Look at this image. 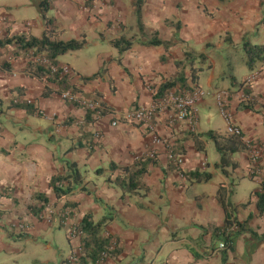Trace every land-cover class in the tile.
<instances>
[{"label": "crops", "instance_id": "0c3cea01", "mask_svg": "<svg viewBox=\"0 0 264 264\" xmlns=\"http://www.w3.org/2000/svg\"><path fill=\"white\" fill-rule=\"evenodd\" d=\"M136 1L94 0L88 3L89 0H54L47 15L56 19L58 40L80 39L83 35L87 36L86 28L94 29V33L103 29L105 33L101 34V38L112 37L106 41L97 38L99 42H87L82 50L62 55L58 58V66L68 70L70 82L77 85L84 96H97L114 110L118 118L134 106L151 107L153 88H159L178 75L176 63L185 59L187 50L196 56L206 55L205 61H196V67H203L204 70L202 63L209 61L206 46L221 34L228 33L232 40L231 33L240 40H244L246 35L253 36L247 28L256 29L264 10V0H140L143 2V22L147 33L158 32L163 41H174L177 32L175 24L180 23L178 36L181 43H175L169 49L136 43L121 57L112 41L126 35L129 29L135 37L138 35L134 13ZM33 2L39 19L32 22L20 23L11 12L0 10V39L8 32L12 36L24 33L37 38L43 36L47 27L40 9L41 1ZM13 6L18 10L21 5L16 2ZM168 21L174 24L168 25ZM36 28H39V33L35 35ZM67 32L72 34L66 36ZM260 38L257 37L258 40ZM256 44L264 43L253 45ZM193 45H197L201 53L194 50ZM91 46L101 50L94 59L85 60L83 56ZM12 50L11 47L0 50V97L6 106L12 99L33 103L43 116L11 109L3 117L0 209L6 213L0 221V259H6L5 264H14L15 258L18 260L20 257L18 241L37 242V236L42 237L43 233L51 236L45 250H57L59 264H70L79 253L81 244V238L70 236L72 228L81 224L87 214L95 222L106 215L105 208L95 201V197L114 208L113 220L107 223L103 236H111L119 242L117 254L103 264H264V215L259 216V199L255 195L261 190L264 180V116L251 110H239L245 96L240 84L258 72L251 87L253 94L259 97L256 109H262L264 113V69L259 64L248 74L242 72L237 89L220 91L226 94L224 105L232 123L241 129L245 141L261 143V158L256 167L251 160V150L238 153L234 160L240 167L230 170L229 176H225L215 166L220 159L213 164L208 159L210 141L207 142V152L201 153L193 140L184 139V132L203 133L198 108L205 104V97L197 104L196 123L177 120L172 112H161L157 117V135L165 143L154 144L153 136L143 128L127 123L113 127V116L110 115L88 124L85 122V110L67 104L59 94L42 97L46 81L27 72L29 61H34L38 55L29 59L23 56L14 59ZM120 57L121 64L117 62ZM4 62L11 64L10 71L2 69ZM104 65L107 73L103 78L83 82V78L94 76ZM213 65L210 63L208 68L213 70ZM202 73L204 71L199 74L197 83L201 90ZM185 77L192 87L189 69ZM214 80L213 73L207 79L208 88H218ZM49 86L55 90L59 88ZM18 88L23 89V94L17 93ZM218 103L221 106L219 99ZM95 133L102 138L96 148L91 147L96 142L95 137H85V134ZM79 141L82 142L81 147H77ZM178 142L186 151L180 168L207 171L206 167L212 165V172L209 173L213 177L209 182L191 185L171 167L168 145ZM153 149L157 152L156 164L151 165L149 173L142 178L149 191L141 190L122 198L121 190L108 182L110 164L130 166ZM63 160L78 165L89 193L78 189L62 199L56 198L50 181L52 177L66 173ZM99 169H103L104 173L98 174ZM242 169L253 180L255 187L250 188L248 197L237 199L234 196L231 202L239 221L246 222L253 233L244 232L237 237L232 250L223 251L215 240V229L224 225L226 213L217 194L221 184L231 188L229 179ZM36 192L44 193L50 201L40 219L28 210V206L34 204L32 196ZM250 200L251 203L244 206ZM58 230L67 239L66 249L55 235ZM43 262L56 264L53 261Z\"/></svg>", "mask_w": 264, "mask_h": 264}, {"label": "trees", "instance_id": "16d2710c", "mask_svg": "<svg viewBox=\"0 0 264 264\" xmlns=\"http://www.w3.org/2000/svg\"><path fill=\"white\" fill-rule=\"evenodd\" d=\"M40 9L42 12V16L44 17L46 23V31L44 32L41 38L34 37L30 33H24L19 35H10V32L3 38L0 39V50L8 49V47L13 48L12 50V58L16 59L18 57L30 58L32 55H37L39 53L45 54L47 58L52 62L54 67H57L56 72H53L51 69L45 67L38 62L29 61L27 72L32 77L38 78L40 80L46 81L47 86L42 94V97L49 98L53 95V93L61 94L65 91H72L73 93L82 94V90L75 84L70 82L68 75L61 76L62 70L58 69V58L70 51H78L82 50L87 45L86 36H82L80 39H72L69 41L58 40L56 35L59 33V26L56 22V19L53 17H48V12L52 9L54 0H40ZM94 0H89L88 3H91ZM135 7V16H136V28L138 35L134 39L128 38L126 35H121L115 40L112 41V45L118 49L121 57L124 53L129 51L134 47L136 43H140L141 45L151 47V46H165L166 49H169L171 46L175 45V43H181L180 38L178 36L179 30L181 28L180 23H176V37L174 41H163L159 38L158 32H152L148 34L145 25L143 22V2L138 0L134 4ZM263 13V12H262ZM264 14V13H263ZM261 24H264V17ZM168 25L174 24L171 21L167 22ZM246 53L248 56L247 65L250 69H254L258 64L261 69L264 67V44L262 45H253L249 42L245 43ZM121 57L117 59L119 64L122 63ZM206 58L205 54H200L196 56L191 51H186L185 59L183 61L177 62L176 66L178 68V75L174 78H171L161 84L159 88H153L154 92V100L153 102H157L159 99L164 98L170 91H174L176 93H180L183 95L192 94L196 89H199L197 86L199 80V74L203 71V67H196V61H204ZM2 69L11 70V64L9 62H4L2 64ZM189 69L191 71V80L192 87L187 83V79L185 77L186 70ZM107 73V68H101L97 74L92 77L83 78V82L87 83L89 81L103 78ZM49 85L58 86V90L53 89ZM177 86H179L177 88ZM240 89L244 91V98L240 103L239 110H251L253 112H257L259 114H263L262 109H256V105L258 103V96H255L252 91L251 85H247V81L240 84ZM18 94H23V89H16ZM89 100H93L99 102L100 105L104 108L101 112V115L97 116V111L100 110H91L90 108L86 109L79 104H72L70 102H66L67 104L74 105L76 107L82 108L86 112L85 122L90 124L95 121L101 119L105 116H112L111 112H114L111 108H109L106 104H104L101 100L96 97L85 96ZM137 107V106H134ZM264 107V106H263ZM133 108V107H132ZM131 108V109H132ZM11 109H20L27 112L28 115H38L40 117L43 114L39 111V109L35 106V104L30 103L28 101L21 102L20 100L15 101L12 99L9 102V105L6 106L5 101L0 97V136L2 135L3 128V117L7 113L8 110ZM130 111V110H129ZM123 120V119H122ZM67 123V122H66ZM85 133V132H83ZM96 133L93 134H85V137L91 136V138L95 137L96 142L91 144V147L100 146L101 137L96 138ZM184 139H191L194 141L196 145V149L201 153L207 152V142L212 141L216 151L220 155V161L215 165L216 168L221 170V172L225 176H229L230 170H235L239 166L238 162L234 160V156L238 153L249 152L251 148L256 145L259 147L261 143L256 142H247L245 141L244 135L241 133L240 135L236 134H222L215 131H209L207 133H194L191 131L184 132ZM84 137V138H85ZM171 145V144H169ZM82 142L79 141L77 147H81ZM171 150L177 156L181 155L184 157L186 151L180 142L171 145ZM92 152V150H90ZM174 159L175 156H173ZM173 158H170L171 167L176 169L181 176L188 181L191 185L200 184L209 182L212 179V174L203 171L202 169H197L194 171H186L180 168L176 164V161ZM157 161V153L154 158L149 157L148 155L141 156L137 158L134 163L130 166H119L115 163L110 164L109 171L111 174L108 176V182L110 185L119 188L122 192V198L127 194H136L141 190L148 192V188L144 186L142 182V178L144 175L149 173V169L151 165H155ZM67 171L65 174H59L57 176L52 177L50 181V188L52 189L54 195L57 199H62L74 191L80 189L81 191H85L89 193L87 188L84 186V178L78 167V165L69 160H63ZM98 174H103L104 170H97ZM117 173V174H116ZM231 187V186H230ZM231 188H227L226 185L221 184L220 189L218 190V200L226 213L225 223L222 227L215 229V240L219 242V244L223 243L225 248L223 251L232 250L235 246V242L237 237L242 235L244 232H252L251 228H248L246 222H241L235 215L236 208L232 204L230 200ZM255 195L258 197L257 207L259 210V216L264 215V180L261 183V190L257 191ZM32 201L34 204H30L28 206V210L31 214L40 219L41 214L44 209L49 205L50 201L44 193L36 192L32 196ZM95 201L100 203L106 211V215L99 221H93L90 214H87L81 224L78 227L83 231V237L81 238V243L83 244V250L80 255V264H96L100 259L104 251H107L109 247L111 236H103V233L106 229L107 223L113 220V215L115 210L113 207L105 204V202L97 197H95ZM251 203V200L244 206H247ZM6 211L0 209V221L2 217L5 215ZM256 236V234L254 233ZM118 245L113 252H110V257L117 254ZM75 255V256H77ZM75 264V263H70Z\"/></svg>", "mask_w": 264, "mask_h": 264}, {"label": "rangeland", "instance_id": "374dc122", "mask_svg": "<svg viewBox=\"0 0 264 264\" xmlns=\"http://www.w3.org/2000/svg\"><path fill=\"white\" fill-rule=\"evenodd\" d=\"M18 2L21 6L18 10H16L13 6V3ZM138 2V0L136 1ZM33 0H0V10L3 12H11L14 15L15 19L20 23H25V21H34V19H39L37 9L34 7ZM23 4L25 6H23ZM6 6L11 8H6ZM264 7V6H263ZM3 9V10H2ZM264 13V10H263ZM262 13V19L264 14ZM261 19V21H262ZM122 29H125L124 26H121ZM250 30V33L253 36H247L244 40L237 39L233 33L231 36L233 40L229 36L228 33L221 34L217 37L214 42H210V45H207L206 48L209 51L208 57L209 61L204 64V73L201 76V83L203 85V91L205 92V104L198 108L199 118H200V126L202 128L203 133H207L209 131H215L222 134L228 133L229 123L225 116L223 115L222 108L218 103V94L221 89H237L238 84L240 83L242 72L248 74L251 72L245 62L248 59L245 43L248 41L255 43H264V24L260 22L257 24L255 30L247 28ZM94 29L86 28L85 34L87 35V42H99L97 38H100L102 41L111 40L112 37L101 38V34H104L105 31L100 29L97 33H94ZM39 28H36V33L38 34ZM126 36L130 39H134L135 35L132 33V30L129 29L126 32ZM72 34V32H70ZM68 32L65 34L66 36L70 35ZM257 37H261L259 40ZM96 40V41H95ZM100 40V42H101ZM232 41V42H231ZM249 42V43H250ZM257 45V44H256ZM193 49L198 53H201L200 49L197 45H193ZM100 48H95L91 46L87 49L83 58L85 60L94 59L96 54L100 52ZM200 55V54H199ZM62 57V56H60ZM206 59H204L205 61ZM210 63H214V69H209ZM201 64V63H200ZM214 73L215 80L214 85L218 87L217 89H210L207 87V79ZM245 74V75H246ZM234 78L237 84L233 83ZM211 121V124H209ZM10 127V124H9ZM208 159L211 164L215 163L220 159L219 153L216 151L214 144L212 141L209 142V155ZM239 164V163H238ZM240 167H237V169ZM208 172H212V165L206 167ZM236 170V169H235ZM233 171V170H232ZM229 183L231 185V195L230 200L232 201L233 197L236 196L237 199L248 197V193L250 188L255 187L254 182L248 176H246L245 171L238 170L237 173L229 179ZM234 205V203L232 202ZM55 235L59 237V241L64 244L65 249L67 245V239L62 231H56ZM54 235V236H55ZM45 237V238H42ZM37 236V242L31 241H18L19 247L21 249L20 257L15 258L14 264H45L43 261H53L56 264H59V252L57 250L47 252L45 245L51 241V236L43 233V236ZM119 244V242H118ZM69 249V247H68ZM64 255H66L64 253ZM5 260L0 259V263L5 264ZM39 262L37 263L36 261Z\"/></svg>", "mask_w": 264, "mask_h": 264}, {"label": "built area", "instance_id": "2783aa9c", "mask_svg": "<svg viewBox=\"0 0 264 264\" xmlns=\"http://www.w3.org/2000/svg\"><path fill=\"white\" fill-rule=\"evenodd\" d=\"M38 56H35V62H38L39 64L44 65L45 67L51 69L53 72H56L57 67H54L52 62L47 58L45 54H37ZM62 70L61 76L68 75V70L66 68L58 67V69ZM264 69V67H263ZM262 69V70H263ZM258 75V72L255 73L252 77H250L247 80V85H251L254 81L256 76ZM61 99L64 102H70L72 104H79L82 107L91 110H100L97 111V116L101 115L102 110L104 109L99 102L89 100L87 99L83 94L80 93H73L72 91H65L59 94ZM225 93H219L218 99L220 101V105L222 106L223 115L227 119L229 123L228 133L230 134H236L240 135L242 133L241 129L235 126L231 121V115L228 112L227 108L225 107L224 103V96ZM205 97V92L201 89H196L192 94L189 95H183L180 93H176L175 91H170L164 98L159 99L157 102H153L151 107L149 108H140V107H133L128 111L126 114H124L121 117H117V114L115 112H111V115L113 116L112 120V126L118 127L122 123H127L131 125L138 126L140 128H143L148 135L153 136L154 138V144H163L165 143L162 138H160L157 135V117L161 112H172L174 115V118L180 121L189 120L193 123H196V115H197V104L200 99ZM123 119V120H122ZM99 137V135H97ZM96 137V138H97ZM168 152L170 155V158L174 159L173 156H175L176 164L180 166L183 161L184 157L179 155L177 156L174 154V152L171 150V145H168ZM156 150H150L147 154L149 157L154 158L156 156ZM260 150L259 147L254 145L251 148V160L254 166L256 167V164L260 160ZM257 169V168H256ZM70 236L72 238L83 237V231L78 227V225L74 226L72 230L70 231ZM118 241L116 238H111L109 242V247L107 251H104L101 259L96 264H103L105 260H107L110 257V252H113L117 247ZM225 248V245L221 243L219 245V249L223 250ZM83 250V244L81 243L78 247V252L81 255ZM80 255L74 256L71 259L72 263H79L80 264Z\"/></svg>", "mask_w": 264, "mask_h": 264}]
</instances>
